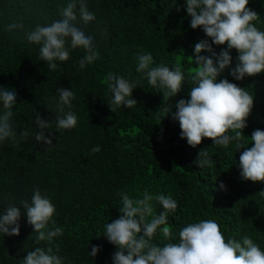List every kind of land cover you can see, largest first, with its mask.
<instances>
[{
  "label": "trees",
  "instance_id": "obj_1",
  "mask_svg": "<svg viewBox=\"0 0 264 264\" xmlns=\"http://www.w3.org/2000/svg\"><path fill=\"white\" fill-rule=\"evenodd\" d=\"M69 2L0 0V86L17 94L10 123L18 141L0 142V216L10 205L21 213L19 235L0 233V264H23L36 247H51L63 264H113L117 248L104 235L105 225L121 215V193L135 199L142 198L145 190L170 195L178 204L162 226L169 227L172 235L165 239L158 230L151 241L157 246L178 243L183 227L211 219L226 241L242 242L248 236L264 251V195L260 194L264 181L241 178L239 156L244 148L237 150L235 141L227 147L215 145L209 138L193 148L181 138L179 122L172 118L175 104L189 99L194 86L195 44L207 40L212 51L200 55L212 57L214 63L213 53L218 56L227 45H214L202 28L190 27L185 0H83L95 20L84 25L77 7V25L92 36L99 56L80 69L84 49H72L67 61H55L57 68L50 70L48 62L40 59L41 45L29 42L27 35L37 25L60 19L59 10ZM247 7L259 15L253 23L264 31V0H249ZM13 23L22 27L9 31ZM141 54L152 55V66L182 70L185 80L175 96L164 97L143 73L136 72ZM230 55L231 65L217 82L227 79L253 94L254 105L241 138L250 148L252 132L264 130V72L236 80L230 72L238 63V53L232 49ZM109 72L134 83L130 98L136 106L110 110ZM60 88L74 93L71 107L64 106V111L75 114L77 124L68 130L56 127V117L63 116L57 109ZM163 104L172 106L165 116ZM38 115L51 125L43 130L51 145L35 139L41 131ZM25 131L28 136L20 138ZM97 145L101 150L93 153ZM202 150L211 159L200 168L196 161ZM37 189L56 209L48 230H63L62 235L39 244L22 206L24 201L31 204ZM152 203L157 214L163 210L158 202ZM93 246L99 248L94 257L90 256Z\"/></svg>",
  "mask_w": 264,
  "mask_h": 264
},
{
  "label": "clouds",
  "instance_id": "obj_2",
  "mask_svg": "<svg viewBox=\"0 0 264 264\" xmlns=\"http://www.w3.org/2000/svg\"><path fill=\"white\" fill-rule=\"evenodd\" d=\"M187 14L191 17L192 29L202 28L204 34L211 38V43L217 46L227 45L218 56L215 63L212 57L202 56V51L211 52L212 48L207 40L195 44V57L192 61L197 65L191 76L194 85L190 88L189 99H181L175 104L176 111L172 118L179 122L181 138L193 148L201 144L202 139L209 138L215 145L227 147L235 141L236 149L244 148L239 156L240 176L243 180L252 182L264 181V130H254L250 141L252 147L247 148L241 143L244 137L242 129L247 126V118L251 114L254 97L250 91L239 87L227 79L217 82V77L230 67L232 57L230 50L238 53V63L230 74L236 80L246 76L252 77L264 72V31L259 30L253 21L259 15L247 7L249 0H185ZM77 7L79 20L87 25L95 20L83 2L71 0L66 7L59 10L58 20L47 26L37 25L35 30L27 35L29 42L39 44L41 61H46L50 70L57 68L55 61H67L70 50L82 48L84 56L79 60V68L83 69L99 56L92 43V36L86 35L77 25ZM22 25L10 24L8 30L21 28ZM153 65L151 54H141L137 57L136 72L143 73L148 83L160 90L168 99L175 96L185 80L184 73L179 67L170 68L166 65ZM106 82L112 99L108 103L110 110L122 105L132 108L137 105L135 99L130 98L134 90V83L109 72ZM57 109L63 116L56 117V127L61 130L72 129L77 124V117L71 111L65 113L64 106L71 107L74 93L69 88H60ZM16 92L0 86V104L3 113L0 114V142L6 139L17 141V134L13 130L10 118L11 109L16 104ZM170 104H163L164 116L171 112ZM36 124L41 129L35 135L38 142L51 145L52 140L43 131L49 128L38 115ZM229 132L234 133L232 135ZM20 138H26L28 133L21 132ZM100 147L94 146L92 152H99ZM207 151L202 150L196 161L202 168L210 163ZM224 187L223 184L220 185ZM264 195V191L260 192ZM121 215L111 223L105 225L104 235L116 246L117 251L112 256L113 264H264V251L253 240L245 236L242 242L233 239L225 240L219 224L211 219L190 223L183 227L178 235V243H168L157 246L152 238L158 230L162 231L165 239L171 237L169 227H162L168 223L169 214L175 212L177 201L170 195H152L147 190L142 198H130L127 193H121ZM153 201L162 206L158 214L154 211ZM26 210L27 222L37 233L36 243L51 241L53 237L63 234L61 228L48 230L56 209L46 197L37 189L31 198V204L22 202ZM21 213L17 206H8L6 213L0 216V233L3 235H19V219ZM151 217L149 220L148 218ZM98 246H93L90 256H95ZM23 264H63L62 258L47 249L36 247L29 251L23 259Z\"/></svg>",
  "mask_w": 264,
  "mask_h": 264
}]
</instances>
